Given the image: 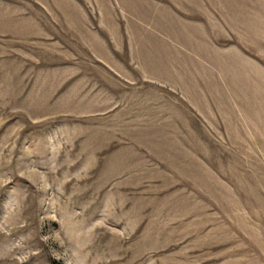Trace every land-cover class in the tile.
Wrapping results in <instances>:
<instances>
[{
  "label": "rangeland",
  "instance_id": "374dc122",
  "mask_svg": "<svg viewBox=\"0 0 264 264\" xmlns=\"http://www.w3.org/2000/svg\"><path fill=\"white\" fill-rule=\"evenodd\" d=\"M264 264V0H0V264Z\"/></svg>",
  "mask_w": 264,
  "mask_h": 264
},
{
  "label": "trees",
  "instance_id": "16d2710c",
  "mask_svg": "<svg viewBox=\"0 0 264 264\" xmlns=\"http://www.w3.org/2000/svg\"><path fill=\"white\" fill-rule=\"evenodd\" d=\"M51 264H60V263H59V262H56V263H55V261H52V263H51Z\"/></svg>",
  "mask_w": 264,
  "mask_h": 264
}]
</instances>
